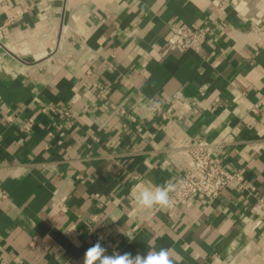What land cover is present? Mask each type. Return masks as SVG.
<instances>
[{
    "label": "crops",
    "instance_id": "crops-1",
    "mask_svg": "<svg viewBox=\"0 0 264 264\" xmlns=\"http://www.w3.org/2000/svg\"><path fill=\"white\" fill-rule=\"evenodd\" d=\"M184 25L209 31L200 51L169 48ZM199 139L222 142L248 190L193 197L174 216L138 206L141 187L176 186ZM257 195L264 0H0V264H84L97 229L122 253L264 264Z\"/></svg>",
    "mask_w": 264,
    "mask_h": 264
},
{
    "label": "built area",
    "instance_id": "built-area-1",
    "mask_svg": "<svg viewBox=\"0 0 264 264\" xmlns=\"http://www.w3.org/2000/svg\"><path fill=\"white\" fill-rule=\"evenodd\" d=\"M209 31L203 26H172L167 34V43L171 50H194L200 51L207 40ZM258 108L257 106L255 109ZM59 108L54 104H45L43 112L57 111ZM162 105L154 101L151 110L162 112L163 118H169V112L162 110ZM123 111H125L123 109ZM63 115L70 116L69 110L62 111ZM9 120L13 115H8ZM35 124V118L29 117L23 122V130L30 132ZM222 147V142H211L199 139L187 147L190 155L188 168L179 177L175 186V191L170 193L171 204L168 206L169 215L174 216L177 207L186 204L191 198L197 197L201 200L213 201L224 189L231 185H236L240 190H248L245 183V176L241 170L232 169L225 166L218 157V152ZM250 190V189H249ZM254 193V189L250 190ZM254 215L264 225V195H257L256 203L253 207ZM96 219V215L93 216ZM95 242L101 239L102 243L108 244L113 252H121L116 242L111 239L103 229L95 230Z\"/></svg>",
    "mask_w": 264,
    "mask_h": 264
},
{
    "label": "clouds",
    "instance_id": "clouds-1",
    "mask_svg": "<svg viewBox=\"0 0 264 264\" xmlns=\"http://www.w3.org/2000/svg\"><path fill=\"white\" fill-rule=\"evenodd\" d=\"M173 191L175 185L170 182L155 187H141L134 193V199L138 206L145 209L164 208L170 206V193ZM170 253L169 248H160L135 254L132 252L109 254L101 239H97L85 252L84 264H176Z\"/></svg>",
    "mask_w": 264,
    "mask_h": 264
}]
</instances>
